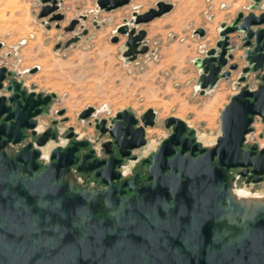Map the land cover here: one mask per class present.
Here are the masks:
<instances>
[{
  "label": "water",
  "instance_id": "1",
  "mask_svg": "<svg viewBox=\"0 0 264 264\" xmlns=\"http://www.w3.org/2000/svg\"><path fill=\"white\" fill-rule=\"evenodd\" d=\"M62 1L37 0L36 18L46 28L50 22L59 28ZM129 1L94 0V5L108 12ZM170 8L156 0L143 12L133 9L115 27L124 37L125 61L148 50L145 30L137 26ZM86 17L79 14L61 27L80 29L64 47L87 34L81 23ZM91 24L98 26L95 19ZM194 33L204 36L201 28ZM117 40L110 36V42ZM192 64L199 72V94L232 72L238 74L237 90L219 111V133L210 146L201 145L183 120L164 118L170 133L144 160V179L137 173L123 178L117 169L123 158L137 159L130 150L145 145L144 129L154 124L151 108L138 116L119 109L107 119H97L91 106L78 113L111 138L102 143L109 154L105 160L94 156L87 139H75L71 126L67 143L42 155L47 138H56L57 125L66 118L51 119L38 130L55 95L27 89L14 70L0 66V264H264V199H235L231 173L248 176L245 183L264 176V145L257 141L264 138V0H250L246 13L221 22L213 45ZM254 78L258 82L249 89ZM62 113L63 108L56 110ZM256 119L260 132L247 142ZM79 174L82 181L91 174L102 187L82 184Z\"/></svg>",
  "mask_w": 264,
  "mask_h": 264
},
{
  "label": "rangeland",
  "instance_id": "2",
  "mask_svg": "<svg viewBox=\"0 0 264 264\" xmlns=\"http://www.w3.org/2000/svg\"><path fill=\"white\" fill-rule=\"evenodd\" d=\"M37 5V0H34L31 6L25 5V9L21 8L22 4H16L15 10L12 5L10 9L8 5L3 6L0 33H5V36L0 37L3 40L0 51L7 53L5 63L8 66L23 67L19 68L17 76L25 79L28 89L55 95L48 107L50 116L57 120L66 118V121L57 125L56 142H51V145L65 143L62 134L68 126L72 127L76 137L90 141L94 139L95 133L88 124L92 119L78 118V113L87 106L94 108L96 117L113 116L117 110L126 108L138 116L151 108L154 111V124L145 129V145L134 151L138 157L152 153L159 141L168 136L170 129L163 124V119L168 116L179 118L193 128V136L201 145L210 146L214 142L219 132L218 114L224 101L223 96H218L220 90L197 95L196 86L191 91L186 86L172 85L168 80V67L151 68L152 64H147L157 63L158 58L156 53L149 50L151 42L146 43L148 50L145 54L137 55L133 61L123 59L124 37L114 30L123 19H129L131 12L128 4L108 12L97 11L99 19H105L97 22V27L86 17L81 23L87 29V34L67 47L63 46L64 41L80 31L78 26L71 32H64L61 28L69 19L75 18V0L60 7L64 18L59 21V28H55L52 22L46 28L36 18ZM14 20L15 37L8 36V28H12ZM149 25L140 24L137 28L145 30L149 29ZM112 35H117L116 42H110ZM56 44L58 47H55ZM0 60L5 61L3 54ZM34 66L36 69L33 72L27 69ZM60 108H63V113L58 116L56 110ZM45 120L46 116L40 117L39 124ZM252 127L253 131L246 136L247 142L257 139L261 127L257 119ZM257 141L264 145V138ZM95 147L96 153L100 154L98 145ZM131 165H134L131 161L123 164V175L134 170L135 166ZM236 172L231 170L236 177L232 190L242 188L264 196V176L257 183H245ZM87 180L84 185H87Z\"/></svg>",
  "mask_w": 264,
  "mask_h": 264
},
{
  "label": "crops",
  "instance_id": "3",
  "mask_svg": "<svg viewBox=\"0 0 264 264\" xmlns=\"http://www.w3.org/2000/svg\"><path fill=\"white\" fill-rule=\"evenodd\" d=\"M156 0H130L128 7L130 12L135 9L138 12H143L154 5ZM170 4L171 8L162 15L153 18L147 22L150 24L149 29L145 28L144 40L151 42L150 51L157 54V63L152 64L151 68H169V82L172 85L186 86L188 90L195 89V80L198 75L197 68L192 64L194 57H200L203 51L212 46L217 38V29L221 22H230L238 11L246 13L247 6L250 0H161ZM34 0H0V13L3 6L10 5L16 9V4H22V9L25 5L31 6ZM36 2V0H35ZM72 0H63L60 7L67 6ZM222 5V6H221ZM39 5H37L38 10ZM104 12V11H103ZM259 11H254L257 14ZM87 13V14H86ZM79 14H86L88 19H95L98 23L105 19H99L95 10L94 0H75V17ZM15 16V15H14ZM13 16V18H14ZM105 17V16H103ZM15 20L11 23L12 28H8V36L15 37ZM20 24V23H19ZM201 28L204 30V36L200 37L194 33V30ZM5 33H0V37H4ZM230 42H235V34L229 35ZM3 43V40L0 39ZM179 50L176 52V50ZM241 51H238L240 54ZM4 55L5 61L0 60V66H6L7 69L14 70L17 74L19 68L23 67L8 66L7 53L0 51V55ZM148 55H144L147 57ZM235 61L230 60L228 63ZM28 67L27 69H31ZM25 69V70H27ZM237 72H232L227 81L221 79L217 81L212 90H206L202 95L210 91L220 90L223 103L220 108L227 102L228 97L237 90L235 79ZM16 79H22L23 85L25 79L21 76H16ZM28 89V88H27ZM43 94V93H42ZM197 95L199 92H197ZM225 97V98H224ZM51 104V102H50ZM50 106V105H49ZM51 111L46 114V120L39 124L38 130L49 124V121L55 117L50 116ZM219 133V132H218Z\"/></svg>",
  "mask_w": 264,
  "mask_h": 264
},
{
  "label": "flooded vegetation",
  "instance_id": "4",
  "mask_svg": "<svg viewBox=\"0 0 264 264\" xmlns=\"http://www.w3.org/2000/svg\"><path fill=\"white\" fill-rule=\"evenodd\" d=\"M110 117V116H109ZM100 118H105V119H107L108 117H97V119H100ZM92 119V118H91ZM88 124H89V126H91L92 128H93V125H94V123H93V121L91 120V121H89L88 122ZM108 123H106V124H104V126H106ZM153 126V125H152ZM152 126H150V127H152ZM147 128V127H146ZM145 128V129H146ZM145 129H144V137H145ZM93 132L95 133V137H94V139L93 140H88L89 141V148H91L94 152V156L95 157H97V158H99V159H107L108 157H109V154H106L105 152H104V149H103V147H102V143H104V142H106V141H111V138L108 136V134H106V133H102V134H99L98 133V131L97 130H95L94 128H93ZM55 133V137H56V131L54 132ZM68 133V130H65L64 132H63V134H62V136L64 137V139H65V135ZM170 133V132H169ZM169 135V134H168ZM103 136H107V138H103ZM75 139H78V140H82L81 138H78V137H76L75 136ZM67 141H68V139H65V143H67ZM51 142H56V138L54 139V140H50L49 138H47V141H46V143H45V145L46 144H49V143H51ZM65 143L63 144V145H65ZM56 145V144H55ZM58 145H60V144H58ZM96 145H98V148H97V150H100V154H97L96 153ZM60 146H62V145H60ZM243 147H245V145L243 146ZM109 148H111V149H113L114 150V155H117L116 154V151H115V147H114V145H111ZM141 148V147H140ZM137 149H139V148H137ZM137 149H132V150H130V154H132V155H135L136 157H137V159L136 160H131V159H129V158H127V157H125V158H123V160L120 162V167L117 169L120 173H121V177H123V178H130L134 173H137L138 175H139V177L141 178V179H144V170H145V168H146V165H147V163L144 161L146 158H148V156L151 154V153H149L147 156H143V157H138V155L137 154H135L134 153V151L135 150H137ZM45 151H46V149H45ZM154 151V150H153ZM152 151V152H153ZM128 162V161H131L134 165H131L132 167L133 166H135V168H134V170L132 171V172H129V174H127V175H123L122 174V166H123V164L125 163V162ZM136 164V165H135ZM136 168H138V169H143V171H141V172H137L135 169ZM76 176H81L80 174L79 175H76ZM81 177H83V175L81 176ZM120 177V178H121ZM243 178V180L245 181H247V180H250V178L247 176V177H242ZM85 179H88V181H91V182H93V184L98 188V187H102V184H100L99 183V179H94L93 177H92V175L90 174L87 178H85Z\"/></svg>",
  "mask_w": 264,
  "mask_h": 264
},
{
  "label": "bare ground",
  "instance_id": "5",
  "mask_svg": "<svg viewBox=\"0 0 264 264\" xmlns=\"http://www.w3.org/2000/svg\"><path fill=\"white\" fill-rule=\"evenodd\" d=\"M208 144V143H207ZM51 143L46 144L42 149V155L46 152L49 147H51ZM232 195L237 200H243V201H254V200H262L264 199V196L257 194V193H250L248 190L245 189H236L232 190Z\"/></svg>",
  "mask_w": 264,
  "mask_h": 264
},
{
  "label": "built area",
  "instance_id": "6",
  "mask_svg": "<svg viewBox=\"0 0 264 264\" xmlns=\"http://www.w3.org/2000/svg\"><path fill=\"white\" fill-rule=\"evenodd\" d=\"M258 81H257V79H250V80H248V82H247V87L249 88V89H252V88H254L255 87V85H256V83H257ZM260 123V122H259ZM260 126H261V124H260ZM260 129H261V127H260ZM77 179H78V181L79 182H81V183H85L86 182V180L85 181H82V177L81 176H77ZM88 181V180H87ZM88 184H93L91 181H88V183H87V185Z\"/></svg>",
  "mask_w": 264,
  "mask_h": 264
}]
</instances>
